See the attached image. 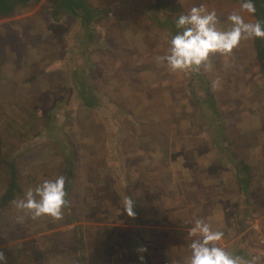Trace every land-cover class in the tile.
<instances>
[{
	"label": "rangeland",
	"instance_id": "374dc122",
	"mask_svg": "<svg viewBox=\"0 0 264 264\" xmlns=\"http://www.w3.org/2000/svg\"><path fill=\"white\" fill-rule=\"evenodd\" d=\"M48 1L51 0H33L27 7L18 8L15 15L0 17V67L3 78L0 90V195L8 180L6 163L17 157L22 191L15 201L24 198L29 189L34 190L45 179L57 176L66 179L70 170L74 173L70 192L67 193L68 198L71 196V202L64 208L60 219L47 215L34 219L27 210L18 209L15 201L5 208L0 215V253L4 254L6 264H40L41 261L44 264L52 261L58 264H82L86 250H99L98 241H103L104 234L90 229L84 231L83 228L78 231L63 229L70 224L66 217L79 209L89 213L103 194L106 199L95 204L97 208L92 211L93 215L100 218L104 213L117 214L119 208H124L128 197L123 198V193L136 180L139 173L136 168L144 161L135 151V145H143L144 138L156 137L149 142L155 144L153 155L159 160L155 161L158 167L164 163L162 159L166 154L174 153L172 172L178 180L190 175L191 167L198 160L193 154L196 151L194 147H200V143L203 144L200 148L202 154H206V165L220 159L221 155L216 158L215 147L223 153L235 149H241L243 153L245 150L248 155L240 158L246 163L257 160V145L264 148V69L258 61L256 50L251 53L255 48V37L243 39L241 45L230 53L210 54L207 67L201 65L195 70L172 71L163 57L169 52L170 40L177 30L173 28L166 30L164 36L159 35L169 17L167 12L164 16V7L158 10L156 20L149 19L151 24L144 20L142 11L138 12L141 20L135 23L131 21L132 25L136 24L137 36L131 35L129 28L121 23L111 31L104 28L107 47L96 55L97 59L87 63L85 54L77 56L80 58L78 62L85 64L84 75L82 69L73 68L77 67L78 62L74 60L73 51L67 50L68 46H72L70 40L75 37L76 28L71 33L59 30L61 24L51 17ZM189 1L192 7H198L201 0ZM208 2L211 10L217 13L218 28L225 22V30L229 29L231 23L228 17L233 13L241 15L245 22H250L251 16L257 21L254 14L242 9V2ZM190 9L187 5L181 13L178 11L172 15L177 20L180 14H187ZM138 13L131 18L137 20ZM111 20L116 21L115 17ZM64 35L66 44L59 40ZM108 36L112 37V47ZM149 40L153 42L150 47ZM32 47L40 48L41 58H30L26 48L30 50ZM118 67H121V74L127 73L122 74L124 77L116 74ZM44 68L49 75H40ZM110 71L115 72L110 74ZM129 73L135 75L130 77ZM33 76H36L34 82H25V79ZM78 76L82 81L78 80ZM70 79L74 80V84ZM78 81L84 86H76ZM85 87L95 96L94 108L85 109L86 100L79 94V90ZM108 87L112 89L108 90ZM47 89H50L48 95ZM33 105L39 106L40 118H33L36 128L29 135L27 122L34 112ZM44 105L47 109L42 111L40 108ZM54 109L57 117L53 118L52 131H43L42 137L34 136L43 129L40 127L45 122L43 117L53 114ZM6 118L10 119L6 121L7 124ZM129 132L123 148V141L119 139ZM199 132L207 137L210 135L214 144L192 139V135ZM217 134L230 138L220 141L215 139ZM246 143H251L254 149L247 148ZM182 144L186 153L182 157L185 167L183 174L179 159L181 155H177ZM55 147L58 148L56 155ZM13 148H17L16 152ZM122 153L127 157L125 167L118 162ZM62 155L67 158L65 162ZM76 156L82 160L80 164L75 161ZM145 160L150 164L153 158ZM206 173L208 176L211 172ZM214 173L217 174V169ZM147 176L156 180L165 179V173L161 174L160 170L153 173L148 171ZM85 208L86 211H83ZM57 229L58 232H55ZM119 233L114 235L117 237L110 246L115 253L110 260H116L119 253L123 240ZM186 245L184 238H179L174 245V253L181 252ZM109 252L110 249L99 250L98 254ZM151 254L153 248L144 252V259ZM190 255L189 251L186 259ZM97 262L95 256H91V264ZM175 262L172 260V263Z\"/></svg>",
	"mask_w": 264,
	"mask_h": 264
},
{
	"label": "crops",
	"instance_id": "0c3cea01",
	"mask_svg": "<svg viewBox=\"0 0 264 264\" xmlns=\"http://www.w3.org/2000/svg\"><path fill=\"white\" fill-rule=\"evenodd\" d=\"M165 1L161 0L160 4L157 3V0L152 2L151 0H56L52 3L51 1L48 2H50L51 17L61 24L59 30L70 31L71 33L76 28L75 37L70 40L72 46H68L67 49L70 52L73 51V55L75 54L74 60L78 62L80 58L77 56L85 54L84 59L87 63H93L90 60L97 59L96 55H100L101 51L107 47L106 35L103 33L104 28L111 31L113 28H118L121 23L129 28L131 35L135 34L137 36L136 24L132 25L131 21L135 23L141 20V15L138 12H144V20L148 23L149 19L156 20L155 15L157 16L158 10L164 7L166 9L164 16L167 12L169 17L159 35L164 36L166 30L173 28L177 30L175 27L176 17L172 13H175V15L178 11L181 13V10L187 5L192 8L191 2L189 0ZM200 4H203L209 10L212 8L208 0H201L199 1ZM128 8L133 9L129 10ZM133 10L135 12H132ZM136 13L139 14L138 19H132L131 16ZM112 17H115L116 21L111 20ZM108 18L110 21H108ZM250 22H255L252 16ZM221 25L220 29L225 30V22ZM107 38L109 39V45L112 47V37L108 36ZM59 40L61 43L66 44V35L61 36ZM152 44L153 42L149 40V47ZM254 52L255 48L251 53ZM101 59H103L102 56ZM235 63L237 62L235 61ZM78 65L84 64L78 62ZM120 69L117 70L116 74H119L118 77H124L123 75L127 73L123 72L122 75ZM235 69L237 70V68ZM115 71H110V74ZM128 75L133 77L135 74L129 73ZM116 83L121 86L120 82L116 81ZM148 88L147 86L146 89ZM257 88L260 90L259 86ZM110 89L112 88L108 87V90ZM140 132L143 133V131ZM130 133L119 139L123 141L121 143L123 148L126 144L124 141L127 140L126 138L130 136ZM192 136V139L207 140L214 144L210 135L207 137L205 133L199 132ZM154 138L156 137L144 138L143 145H135V151L140 153L138 155L144 161L136 168V171L139 172L136 180L129 184L123 193V198L128 197L134 201V216H129L124 208H119L117 214L107 213L106 215L104 213L100 218L93 215L92 211L97 208L95 204L106 199L103 194L89 209V213L81 212L79 209L78 212H70L69 216L66 217V220L69 218L68 222L70 224L64 226L63 229L78 231V229L83 228L84 231L96 230V233L101 231L104 237L101 243L98 241L99 250L103 252L110 249L109 253H101L100 255L98 249L96 252L86 250V261L83 260L82 264H91V256L92 258L95 256L98 264H118L119 261L122 264L123 262H125L124 264H180L181 261H185L184 264H188L189 259H186V256L189 251L191 252L189 245L194 239V237L188 236V229L195 219H202L209 223L212 229L217 228L213 230L223 232L224 236L218 243L235 256L249 262L252 261L253 257H258V238L252 225L258 219L264 230V148L257 145L256 154L258 156L256 159L258 161L254 160L246 163L242 161L243 158H240L248 155L245 150L242 153L241 149L232 151L226 149L227 151L224 150L225 153H223L222 150L215 147L216 158L218 159V155H221L220 159L215 162L210 161L212 163L206 165L208 164L204 161V155L206 154H202L200 148L203 144L200 143V147L197 145V147H194L196 151H193V154L198 160L195 161L194 167H191L190 175H186L185 178L183 176L178 180L175 179L172 172L174 153L166 154L167 156L162 159L164 163H160L161 166L159 167L156 165L155 161L159 160L153 155L156 149L155 144L149 142ZM228 138L230 137L218 134L215 136V139L220 141L228 140ZM249 147L252 148L251 143L247 146V148ZM179 148L177 155H181L179 159L182 162L181 174H183L185 167L182 157L186 153L183 150V144ZM146 153L148 155H145ZM146 158H153V160L149 164L146 162ZM118 162H121V165L125 167L127 157L122 153ZM216 169L217 174L214 173ZM159 170L161 174L165 173V179L147 178L148 171L153 173ZM206 171L211 173L207 176ZM149 176L154 175L150 174ZM101 186L103 188L102 184ZM118 193L120 194V191ZM83 211H86V208ZM99 220H102V222H99ZM82 224H84L83 227ZM58 230L55 232H58ZM118 233L123 238L116 257V260L119 261L110 260V256L115 254L114 249H111L113 246L112 241L116 239L117 236L114 237V235ZM179 238H184L187 245L181 252L174 253V245ZM152 248L153 254L148 255L145 260L144 252L152 251ZM139 249H145V251H138ZM115 251L117 252V249ZM141 257H143L142 260ZM172 260L176 262L172 263ZM39 263L44 264L43 261ZM49 264L58 263L52 261ZM257 264H263V258H259Z\"/></svg>",
	"mask_w": 264,
	"mask_h": 264
},
{
	"label": "clouds",
	"instance_id": "9594fccd",
	"mask_svg": "<svg viewBox=\"0 0 264 264\" xmlns=\"http://www.w3.org/2000/svg\"><path fill=\"white\" fill-rule=\"evenodd\" d=\"M241 7L249 14L255 13L253 0H243ZM231 27L227 30L218 28V17L215 10H208L203 4L192 7L187 14L180 15L175 21L176 33L170 40L169 52L163 57L172 71L207 67L210 54L230 53L243 39L264 38V23L245 22L236 13L228 17ZM65 177L45 179L35 189H29L24 198L15 201L18 209L27 210L32 218L50 216L60 219L68 205L65 190ZM134 201L128 198L124 210L134 216ZM188 236L194 237L189 247L191 255L188 264H257L259 257L244 261L235 256L218 242L224 236L221 231L213 230L209 223L195 219L188 229ZM138 251H145L139 249ZM143 257H141V260ZM0 264H6V258L0 253Z\"/></svg>",
	"mask_w": 264,
	"mask_h": 264
},
{
	"label": "trees",
	"instance_id": "16d2710c",
	"mask_svg": "<svg viewBox=\"0 0 264 264\" xmlns=\"http://www.w3.org/2000/svg\"><path fill=\"white\" fill-rule=\"evenodd\" d=\"M33 0H0V17L1 16H8L11 17L13 15H15V13L17 12V9L20 7H26L28 6ZM56 0H51V2H55ZM233 1H237V2H243V0H233ZM161 0H157V3L160 4ZM253 4L255 7V13L254 16L256 18L257 21H260L261 23H264V0H253ZM46 38V37H45ZM255 50L257 53V58L258 61H260L262 68L264 69V38H255ZM26 48V52H29V55L31 56L30 58H41V51L39 50V47H32V49H28ZM50 59V58H49ZM74 69H86L85 68V64L84 65H77V67H74ZM12 69V68H11ZM2 68L0 67V90H1V84H2V74L1 71ZM13 70V69H12ZM46 69L44 68L40 75H49V72H45ZM83 74L85 75V73L83 72ZM60 76V74L58 75V77ZM25 82H29L32 83L36 80V76L31 77L30 79H25ZM71 80V79H70ZM78 80L82 81V79L78 76ZM80 81L77 82V84L75 83L76 86H84V84H80ZM71 84H74V80H71ZM54 85V84H53ZM51 85V87L53 86ZM48 91H50V89H47V95H48ZM88 90L86 87L83 90H79V94H81L80 97L84 98L86 100L87 103V107L85 109H91L94 108L96 105V100L95 96L91 95V91ZM42 92V91H41ZM86 92V93H85ZM86 94V95H85ZM88 100V102H87ZM89 103V104H88ZM91 103V104H90ZM42 111H44L45 109H47V107L44 105L43 107L40 108ZM33 110L34 112L32 113L31 118L29 119V121L27 122L29 125V131L27 132L29 135L30 133H32L33 131H35L36 125L33 122V118L37 117L38 118V114H40L39 110V106L38 105H33ZM53 114H47L46 116L43 117V119L45 120L44 125L41 123L40 127H42L43 129L37 133L34 134L37 136H44V133H50L52 131V124H53V118L57 117V115H54L55 109L54 111L52 110ZM34 115V116H33ZM3 120V117L1 119V121ZM7 119L5 120V124ZM8 122V121H7ZM27 125V126H28ZM5 127V125H4ZM67 140V139H66ZM68 142V140H67ZM247 145H249V143H247ZM71 148V147H70ZM17 148H13L12 150H14V152H16ZM58 150L57 147H55L56 151ZM58 151H56L55 155L57 154ZM22 153H19V155H21ZM64 156V155H62ZM17 159V157H16ZM14 159L13 161H7L6 166H7V176H8V180H7V184L6 187L4 188L2 194L0 195V215H2L4 213L5 208H7L11 203H13L17 197L20 195L21 193V187L19 185V175L17 172L18 169V164H17V160ZM64 162L66 161V157L64 156ZM75 161L77 163H81L82 160H80L79 156L75 157ZM29 167V166H28ZM67 176H66V183H65V190L68 193V191L70 192L71 189V185H72V178L74 176V173L71 172L70 170L67 172ZM36 181V180H35ZM37 182H39V179H37ZM71 198V196H70ZM70 198H68L67 196V200H68V205L70 204L71 200ZM12 222V221H11Z\"/></svg>",
	"mask_w": 264,
	"mask_h": 264
},
{
	"label": "built area",
	"instance_id": "2783aa9c",
	"mask_svg": "<svg viewBox=\"0 0 264 264\" xmlns=\"http://www.w3.org/2000/svg\"><path fill=\"white\" fill-rule=\"evenodd\" d=\"M252 228L255 231V233L257 234L258 244L260 246V251L257 253V256L259 258L264 259V230H263L261 224L259 223L258 219H256L254 221Z\"/></svg>",
	"mask_w": 264,
	"mask_h": 264
}]
</instances>
